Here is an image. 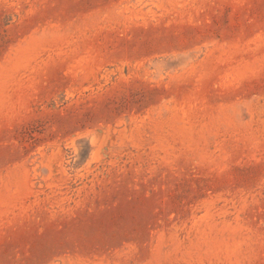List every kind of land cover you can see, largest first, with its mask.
I'll return each instance as SVG.
<instances>
[{"label":"rangeland","instance_id":"1","mask_svg":"<svg viewBox=\"0 0 264 264\" xmlns=\"http://www.w3.org/2000/svg\"><path fill=\"white\" fill-rule=\"evenodd\" d=\"M0 264H264V0H0Z\"/></svg>","mask_w":264,"mask_h":264}]
</instances>
